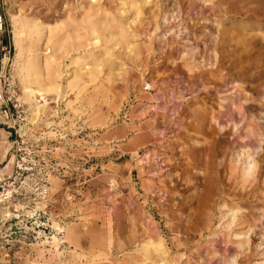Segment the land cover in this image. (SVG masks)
I'll list each match as a JSON object with an SVG mask.
<instances>
[{
    "label": "rangeland",
    "instance_id": "obj_1",
    "mask_svg": "<svg viewBox=\"0 0 264 264\" xmlns=\"http://www.w3.org/2000/svg\"><path fill=\"white\" fill-rule=\"evenodd\" d=\"M211 1L0 0V264H264V0Z\"/></svg>",
    "mask_w": 264,
    "mask_h": 264
},
{
    "label": "crops",
    "instance_id": "obj_2",
    "mask_svg": "<svg viewBox=\"0 0 264 264\" xmlns=\"http://www.w3.org/2000/svg\"><path fill=\"white\" fill-rule=\"evenodd\" d=\"M1 7V4H0ZM3 34L0 35V52L4 48ZM1 60V55H0ZM3 66L0 64V91L3 86ZM4 104L0 100V181L10 178L14 173V138L15 129L2 112Z\"/></svg>",
    "mask_w": 264,
    "mask_h": 264
},
{
    "label": "bare ground",
    "instance_id": "obj_3",
    "mask_svg": "<svg viewBox=\"0 0 264 264\" xmlns=\"http://www.w3.org/2000/svg\"><path fill=\"white\" fill-rule=\"evenodd\" d=\"M203 1V0H202ZM209 1H211V0H209ZM212 2V1H211ZM0 27H1V25H0ZM16 41H18V40H16ZM15 41V42H16ZM17 43H19V42H17ZM16 43V44H17ZM18 46V45H17ZM22 50V49H21ZM20 52L21 51H19L18 52V56L20 55ZM23 52V51H22ZM51 57L52 56H50V57H48V58H44V61L42 62V67L43 68H45L46 70L47 69H49L50 68V65H51ZM22 58V57H21ZM17 61H19V58H17L16 59ZM5 62H6V64H5ZM18 63V62H17ZM8 68H9V58L8 57H4L3 58V69H4V73L8 70ZM25 69V71L27 72V68H25V66L23 67H21V70H24ZM24 74V73H23ZM28 80V79H27ZM24 82H25V79H24ZM28 82V81H27ZM25 92H26V94L30 97V99H31V101L32 102H34V104H35V106H38V100H37V98H36V96L34 95V93H33V91L30 89V87H28V86H25ZM223 129V128H222ZM243 151V150H242ZM249 153V152H248ZM239 158V157H238ZM249 159V158H248ZM248 163L246 164V166H244L243 168H242V177H243V182L244 183H247V182H249V184H251L252 185V181H254L255 180V174H256V177H259L260 175H262L263 173H264V163L263 164H259L258 165V163L255 161V160H251V161H247ZM238 164V163H237ZM239 165V164H238ZM254 175V176H253ZM242 187H244V186H242ZM246 188V187H245ZM243 189V188H242ZM9 196V191L8 192H5V193H2V191L0 192V205H2V204H4V202H5V199L7 198ZM232 210V209H231ZM256 220H258L257 218H253V222L252 223H250L249 224V226H248V229L246 230V231H242L244 234H246L249 230H250V228L252 227V226H255L256 225ZM243 222V221H242ZM241 233V232H240ZM243 233H241V234H243ZM239 234V233H238ZM224 235V234H223ZM236 236V235H235ZM151 242L150 243H152V240H150ZM243 242V241H242ZM149 243V242H148ZM161 244V243H160ZM159 244V245H160ZM156 245V244H155ZM154 245V246H155ZM158 245V246H159ZM162 246V245H161ZM159 251H160V249H159ZM161 254L163 255V257L164 258H167L168 259V254H166V251L165 250H161ZM180 258V257H179ZM177 262V261H176ZM173 264H176V263H173Z\"/></svg>",
    "mask_w": 264,
    "mask_h": 264
},
{
    "label": "built area",
    "instance_id": "obj_4",
    "mask_svg": "<svg viewBox=\"0 0 264 264\" xmlns=\"http://www.w3.org/2000/svg\"><path fill=\"white\" fill-rule=\"evenodd\" d=\"M3 19H4L3 14H0V25H1L0 30L2 29V26H3V22H4ZM2 81H3V86L0 91V100L4 104V108L2 109V112L5 114L6 118L10 119L13 117V108H16L17 104L14 102L15 95H14V90H13V83H12L10 72L8 70L3 74ZM12 127L15 129V133H16V136L14 138V148H15L14 154L16 153L15 155L17 158L21 150L20 149L21 135L18 132V130L15 128V126L12 125ZM16 162L18 161L16 160ZM18 166H19L18 163H16L14 165V169H16V167ZM8 179L9 178L0 181V188L3 187L2 184L3 183L5 184L6 180Z\"/></svg>",
    "mask_w": 264,
    "mask_h": 264
},
{
    "label": "water",
    "instance_id": "obj_5",
    "mask_svg": "<svg viewBox=\"0 0 264 264\" xmlns=\"http://www.w3.org/2000/svg\"><path fill=\"white\" fill-rule=\"evenodd\" d=\"M5 36H7L6 33H5ZM3 44H4V45L8 44V39H7V38H4V40H3Z\"/></svg>",
    "mask_w": 264,
    "mask_h": 264
}]
</instances>
